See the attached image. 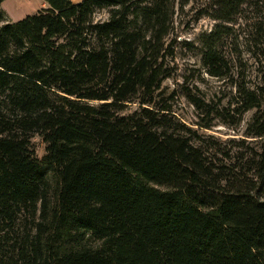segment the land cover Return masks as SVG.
<instances>
[{
	"label": "trees",
	"instance_id": "1",
	"mask_svg": "<svg viewBox=\"0 0 264 264\" xmlns=\"http://www.w3.org/2000/svg\"><path fill=\"white\" fill-rule=\"evenodd\" d=\"M5 1L0 264H264V151L202 149L156 103L177 4L223 24L259 16V83L236 81L217 50L225 25L195 44L208 74L235 86L233 112L254 111L248 137L264 140V0H42L8 23Z\"/></svg>",
	"mask_w": 264,
	"mask_h": 264
},
{
	"label": "rangeland",
	"instance_id": "2",
	"mask_svg": "<svg viewBox=\"0 0 264 264\" xmlns=\"http://www.w3.org/2000/svg\"><path fill=\"white\" fill-rule=\"evenodd\" d=\"M72 1L80 4L83 0ZM198 5L192 3L182 10L177 4L175 8L173 34L166 43L169 50L165 58V68L170 78L163 82L156 103L170 106L171 112L168 113L170 115L167 120L172 121V127L182 129L180 126H185L191 129L194 141L202 145V149L214 150L212 147L215 146L229 155L237 152L246 154L252 150L261 154L264 151V140L259 141L248 137L247 134L254 111L244 115L234 113V98L237 95L235 86L231 82L210 76L203 65L201 51L195 43L223 23L208 17L197 20ZM1 7L6 14L5 23H8L18 22L28 15H33L46 5L42 0H7ZM249 13L251 12L248 11L245 16ZM95 18L105 21L108 19V12L99 11ZM258 19L259 16L249 14V22L244 18L230 24L224 23L227 30L221 32L214 41L224 59L234 61L232 68L236 81L249 85L259 83L261 76L262 65L254 55L261 49L262 45L257 46L261 39L253 38L256 34H253L252 29ZM196 103L201 108L196 106ZM135 109L136 107H131L130 110ZM203 109L206 112L208 110L209 114L202 115ZM32 145L42 161L46 155L44 140L35 136Z\"/></svg>",
	"mask_w": 264,
	"mask_h": 264
}]
</instances>
